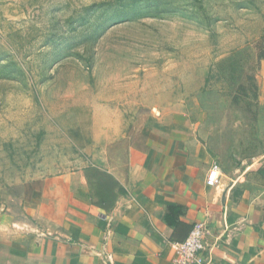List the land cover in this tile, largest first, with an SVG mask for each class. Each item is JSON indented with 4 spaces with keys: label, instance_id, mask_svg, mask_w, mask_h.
<instances>
[{
    "label": "rangeland",
    "instance_id": "obj_1",
    "mask_svg": "<svg viewBox=\"0 0 264 264\" xmlns=\"http://www.w3.org/2000/svg\"><path fill=\"white\" fill-rule=\"evenodd\" d=\"M263 43L264 0L0 1V195L31 199L70 175L113 209L125 188L86 149L119 112L132 142L152 121L227 166L253 158Z\"/></svg>",
    "mask_w": 264,
    "mask_h": 264
},
{
    "label": "crops",
    "instance_id": "obj_2",
    "mask_svg": "<svg viewBox=\"0 0 264 264\" xmlns=\"http://www.w3.org/2000/svg\"><path fill=\"white\" fill-rule=\"evenodd\" d=\"M107 125L86 150L125 188L114 208L94 205L87 182L70 175L46 179L31 199L0 195V264H174L173 243L199 222L212 264H264V148L227 166L180 131L159 139L152 121L133 142L122 112ZM215 163L220 183L210 186Z\"/></svg>",
    "mask_w": 264,
    "mask_h": 264
},
{
    "label": "built area",
    "instance_id": "obj_3",
    "mask_svg": "<svg viewBox=\"0 0 264 264\" xmlns=\"http://www.w3.org/2000/svg\"><path fill=\"white\" fill-rule=\"evenodd\" d=\"M221 167L217 163L211 168L207 184L217 186L220 183ZM207 227L204 222L194 225L190 235L183 242H174L176 256L174 264H212V249L207 244Z\"/></svg>",
    "mask_w": 264,
    "mask_h": 264
},
{
    "label": "trees",
    "instance_id": "obj_4",
    "mask_svg": "<svg viewBox=\"0 0 264 264\" xmlns=\"http://www.w3.org/2000/svg\"><path fill=\"white\" fill-rule=\"evenodd\" d=\"M103 207V206H102Z\"/></svg>",
    "mask_w": 264,
    "mask_h": 264
}]
</instances>
